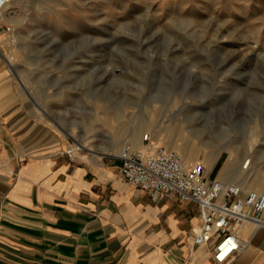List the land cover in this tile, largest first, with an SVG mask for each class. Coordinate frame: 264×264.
Instances as JSON below:
<instances>
[{
    "label": "rangeland",
    "instance_id": "rangeland-1",
    "mask_svg": "<svg viewBox=\"0 0 264 264\" xmlns=\"http://www.w3.org/2000/svg\"><path fill=\"white\" fill-rule=\"evenodd\" d=\"M12 5L0 54L12 59L28 118L61 137L65 151L86 147L70 152L74 159L135 148V129L148 136L142 145L169 150L164 143L181 127L211 178L229 175L222 169L232 157L242 167L250 160L244 190L264 180V0ZM218 150L208 170L205 155Z\"/></svg>",
    "mask_w": 264,
    "mask_h": 264
},
{
    "label": "crops",
    "instance_id": "crops-1",
    "mask_svg": "<svg viewBox=\"0 0 264 264\" xmlns=\"http://www.w3.org/2000/svg\"><path fill=\"white\" fill-rule=\"evenodd\" d=\"M18 92L0 54V264H215L211 244H191L195 203L127 184L116 154L74 159ZM238 238L226 264H264V228Z\"/></svg>",
    "mask_w": 264,
    "mask_h": 264
},
{
    "label": "built area",
    "instance_id": "built-area-1",
    "mask_svg": "<svg viewBox=\"0 0 264 264\" xmlns=\"http://www.w3.org/2000/svg\"><path fill=\"white\" fill-rule=\"evenodd\" d=\"M8 0H0V31ZM147 135L142 137L147 142ZM124 146L117 159L119 174L129 185L150 197L173 194L184 203L197 205L200 224L191 239L193 246L211 244L210 255L215 264H226L246 246L238 238L243 224L250 222L255 229L264 228V191L244 190L236 184L211 178L199 163L187 164L183 157L162 146L150 148Z\"/></svg>",
    "mask_w": 264,
    "mask_h": 264
},
{
    "label": "bare ground",
    "instance_id": "bare-ground-1",
    "mask_svg": "<svg viewBox=\"0 0 264 264\" xmlns=\"http://www.w3.org/2000/svg\"><path fill=\"white\" fill-rule=\"evenodd\" d=\"M15 2H16V0H8L6 8L8 7V5L9 6L11 4L14 5ZM8 17H9V13L6 12L2 16V20L4 19V21L6 22ZM7 63L12 64V59L9 58L7 60ZM180 130L182 131V128L177 127L175 129L174 136H172L171 139H170V137H168L166 143H164V144H166V147L169 150H173V151H177V152H179L182 149L185 150L184 156L182 155L185 163L196 162V156L201 150L195 147V145L191 142V139H189V136L188 137L182 136L180 134ZM156 132H154V135L159 136V131H156ZM163 136H165V135H163ZM129 141H131V143L133 144V146L135 148H141V146H142L141 129L133 130V132L129 138ZM66 149H68V148H66ZM84 149H86V147H84L83 145H78L76 147V149H75V147L73 148L72 146H69V152H72L73 154H76V155H78L79 151H82ZM215 153L216 154L214 157L211 155H205V156H207L206 157L207 161H210L208 166H207L208 170L211 168V166H212L211 164H212V161L214 160V158H216L218 156L219 150H218V152H215ZM252 156H253V154H252ZM249 163H250V160L247 161V166L249 165ZM242 164H243V161H234V158L230 157V159L227 161V163L225 164V166L222 169V172L229 173V175H226L225 178H220V179H218L217 177L216 178L220 182L227 183V184H236L239 186L242 185L241 183H243V182L247 184V181H249L248 180L249 178L248 179L246 178V172L244 171V168H246L247 166L242 167ZM205 168H206V166H205ZM253 171H255V170H253ZM234 178L236 179V181L233 180ZM240 181H241V183H240ZM250 187L252 188L251 190L264 191V180H258L256 183H251Z\"/></svg>",
    "mask_w": 264,
    "mask_h": 264
}]
</instances>
